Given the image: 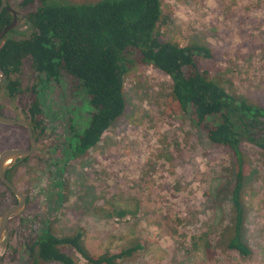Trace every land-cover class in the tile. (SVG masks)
I'll return each mask as SVG.
<instances>
[{
	"label": "rangeland",
	"instance_id": "1",
	"mask_svg": "<svg viewBox=\"0 0 264 264\" xmlns=\"http://www.w3.org/2000/svg\"><path fill=\"white\" fill-rule=\"evenodd\" d=\"M17 3L9 0L10 8L20 16ZM161 9L159 30L164 40L181 46L205 44L213 59H201V71L209 69L211 77L229 84L224 86L226 91L231 89L252 104L264 106V0H161ZM28 32L29 26L19 23L5 38L20 39ZM18 78L23 93L10 98L1 76L0 114L25 120L35 83L29 63ZM170 85L166 75L135 64L125 76L122 116L90 152H70L69 158L55 161L59 152L54 150L51 158L49 150L57 144L69 148L67 132L72 120L79 121L75 125L79 131L80 120L87 115L76 87L50 89L43 101L52 117L49 129L54 135L46 131L39 136L35 152L6 174L27 198V206L9 220L0 244L4 263L21 261L22 244L32 242L37 234V216L47 219L59 236L73 235L82 228L83 244L92 255L115 253L133 241L143 242L131 258L116 264H264V152L249 143L241 145L258 172L245 193L243 237L252 254L242 258L227 250L221 233L231 219L232 155L210 145L191 120L173 109ZM259 123L261 126L264 120ZM29 148L23 127L0 125V154ZM49 159L54 165L46 172ZM173 185L177 189H166ZM125 198L137 204L135 216L105 217L107 207H122ZM13 204L0 185V214ZM50 210L56 214L51 215ZM198 237L208 240L211 257L202 244L192 246ZM68 253L78 264H85L75 251Z\"/></svg>",
	"mask_w": 264,
	"mask_h": 264
},
{
	"label": "trees",
	"instance_id": "2",
	"mask_svg": "<svg viewBox=\"0 0 264 264\" xmlns=\"http://www.w3.org/2000/svg\"><path fill=\"white\" fill-rule=\"evenodd\" d=\"M7 2L10 8L9 0ZM17 4L22 10L19 23L28 25L29 32L20 39L3 37L0 40V73L9 97L14 98L23 93L18 76L24 64L29 63L35 83L31 103L25 109V120L30 123L35 140L38 142L39 136L46 131L52 134L49 129L51 115L43 101L50 89L55 91L59 85L76 87L77 95L81 96L79 104L87 115V119L80 120L79 131L75 130L79 121L72 120L67 132L69 148L55 145L58 147L49 150L51 158L54 150L59 152L53 157L55 161L56 158H69L70 152L82 154L97 146L113 122L123 114L127 73L135 64L154 68L171 81L169 98L173 109L191 120L210 145L232 155L233 181L228 189L231 219L221 233L227 250L242 258L250 257L252 250L243 237L247 212L245 193L257 179L258 172L248 162L241 145L249 143L264 152V123L261 126L259 123L264 120V106L252 104L231 89L226 91L224 86L229 84L219 77H211L209 69L201 71V59H213V53L205 44L181 46L163 39L159 30L163 22L161 0H100L95 3L18 0ZM11 21L12 15L2 11L0 31ZM53 160L49 159L46 172L53 169ZM0 185L15 204V197L1 182ZM166 189L177 187L166 186ZM124 201L126 204L122 207H107L105 217L135 216L137 204L126 198ZM105 203L112 205L111 201ZM49 213L56 214L54 210ZM161 214L166 218V214ZM36 219L38 229L34 233L37 234L32 242L22 244L18 264H78L68 250L75 251L85 264H116L117 260L131 258L142 248L143 242L135 244L133 241L115 253L92 255L83 244L82 228L73 235L59 236L54 234L51 224L47 225V219L37 216ZM199 244L211 257L208 240L198 237L192 246L195 248Z\"/></svg>",
	"mask_w": 264,
	"mask_h": 264
},
{
	"label": "water",
	"instance_id": "3",
	"mask_svg": "<svg viewBox=\"0 0 264 264\" xmlns=\"http://www.w3.org/2000/svg\"><path fill=\"white\" fill-rule=\"evenodd\" d=\"M7 11L12 15L11 23L0 31V40L5 37V35L15 29L19 24V14L13 9L9 8L7 5V0H0V15L2 11ZM1 79V73H0ZM0 125L4 126H18L23 127L26 130L28 139L30 141V148L27 151L19 150H4L0 154V182L11 192L15 197L16 203L5 209L0 214V244L3 242L5 234L7 232V227L9 220L13 217L20 215L26 207V199L23 194L16 189V187L10 183L6 178V171L15 166L20 160H24L30 157L37 148V143L33 135L31 125L26 120H13L6 118L0 114ZM0 264H6L0 260Z\"/></svg>",
	"mask_w": 264,
	"mask_h": 264
},
{
	"label": "flooded vegetation",
	"instance_id": "4",
	"mask_svg": "<svg viewBox=\"0 0 264 264\" xmlns=\"http://www.w3.org/2000/svg\"><path fill=\"white\" fill-rule=\"evenodd\" d=\"M18 18H21V16H19ZM29 140V139H28ZM30 142V141H29ZM29 158V157H28ZM28 158H26V159H28ZM25 159V160H26ZM14 169V166L11 168V169H9V170H7L6 171V174L9 172V171H11V170H13ZM7 178V177H6ZM23 194V193H22ZM24 196V195H23ZM25 197V196H24ZM25 199H26V197H25ZM26 206H27V199H26Z\"/></svg>",
	"mask_w": 264,
	"mask_h": 264
},
{
	"label": "bare ground",
	"instance_id": "5",
	"mask_svg": "<svg viewBox=\"0 0 264 264\" xmlns=\"http://www.w3.org/2000/svg\"><path fill=\"white\" fill-rule=\"evenodd\" d=\"M8 3V2H7Z\"/></svg>",
	"mask_w": 264,
	"mask_h": 264
}]
</instances>
